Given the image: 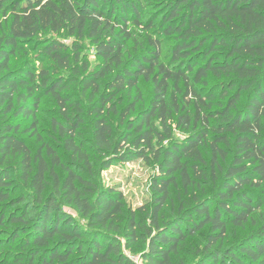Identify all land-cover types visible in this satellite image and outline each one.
<instances>
[{
	"label": "trees",
	"instance_id": "trees-1",
	"mask_svg": "<svg viewBox=\"0 0 264 264\" xmlns=\"http://www.w3.org/2000/svg\"><path fill=\"white\" fill-rule=\"evenodd\" d=\"M146 6L155 11L143 13ZM7 13L0 252L17 251L16 264H136L124 249L144 264H264V0H0V14ZM161 36L172 40L168 61ZM40 39L51 65L12 69L19 45ZM83 41L93 46L92 68L81 56ZM208 77L220 85L204 89ZM140 78L152 84L146 105ZM73 86L85 106L72 98ZM42 96L58 108L53 145L37 133ZM110 116L122 127L118 134ZM86 118L91 152L78 139ZM174 129L185 136L175 140ZM25 134L41 142L35 150ZM135 160L154 169L148 223L122 217L121 194L92 179L96 166ZM69 164H81L86 175ZM207 178L212 193L163 220L172 186L187 190ZM248 222L254 229L224 247L228 225ZM203 228L198 258L186 263V239Z\"/></svg>",
	"mask_w": 264,
	"mask_h": 264
},
{
	"label": "rangeland",
	"instance_id": "rangeland-1",
	"mask_svg": "<svg viewBox=\"0 0 264 264\" xmlns=\"http://www.w3.org/2000/svg\"><path fill=\"white\" fill-rule=\"evenodd\" d=\"M152 6H146L143 13L151 14L155 11V7L151 9ZM5 16L0 14V35L6 28ZM137 34L143 36V33L138 29ZM163 60L168 61L170 59L169 47L172 43L171 39L163 38ZM42 40H33L27 43H22L19 45L16 54L11 57V68L19 69L22 67H29L33 70H37L42 67H47L51 65L50 61L45 58L40 53V43ZM63 42L67 45H71V40L64 38ZM81 56L84 60L88 62L89 68H92L97 63V58L95 57L93 46L88 41L81 42ZM213 78H207V84L204 89H209L212 86H219L221 82L212 80ZM138 87L141 91L143 97V103L146 105L151 97L152 84L150 81H145L140 78L138 81ZM79 87L73 86L71 96L73 99H79L81 103L85 106V102L81 100L79 96ZM73 93V94H72ZM37 115V133L41 138V142H47L51 145L54 143V129L52 127L53 120H59V113L57 105L54 100L49 96H42L41 102L36 111ZM111 122L114 125L115 133L122 129L116 123V118L110 116ZM89 122L90 118L85 119V124L81 127L78 139L84 144V146L91 152L92 145L89 141ZM185 136L183 131L174 129L175 140H180ZM24 137L27 139V143L30 145L32 150H35L37 146L40 145V141L36 139L35 136L31 137L25 134ZM210 137V136H209ZM57 153L60 155L62 161L68 162L67 153L61 146L54 145ZM203 154L206 159L209 158L210 152L207 146H202ZM94 160V159H93ZM10 167L15 166V162H8ZM98 165V164H97ZM73 169H75L79 174L86 175L81 164H69ZM96 173L92 179L98 183L99 188H112L114 191L119 192L122 196L123 202V215L122 217H128L130 214H134L138 219L143 220L144 223H148V212L151 205V190H150V179L154 172L153 166L145 163L142 160H135L127 163L113 162L111 166L105 168L103 166H96ZM16 179V176H15ZM22 186V185H21ZM22 188H25L22 186ZM212 193L211 182L207 178L198 184L189 187L187 190L183 189L180 182L176 186L170 188V199L163 208L161 217L163 220H168L179 213L180 208L186 209L193 205L195 198H202ZM264 207H261L263 210ZM2 211V209L0 210ZM63 211L72 217L74 221L83 225L85 220L79 216L73 209L64 206ZM253 217L258 219V214L253 213ZM12 227V226H11ZM254 227L249 224V222L244 226V228H236L232 225L227 227V236L223 243L224 247L232 246L238 244L242 241ZM207 230L203 228L198 233L188 237L183 246L184 250L182 257L185 259L186 263H191L195 261L198 256L195 255V250L197 247H202L205 241ZM4 232L0 228V239L4 237ZM121 242H124L122 236L119 237ZM15 250H8L5 248L0 252V264H16L13 261ZM124 253L127 254L131 259H133L136 264H144L139 260L138 253H130L129 249H124Z\"/></svg>",
	"mask_w": 264,
	"mask_h": 264
}]
</instances>
